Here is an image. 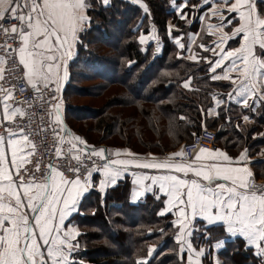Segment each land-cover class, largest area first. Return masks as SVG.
I'll return each mask as SVG.
<instances>
[{
  "label": "snow or ice",
  "instance_id": "obj_1",
  "mask_svg": "<svg viewBox=\"0 0 264 264\" xmlns=\"http://www.w3.org/2000/svg\"><path fill=\"white\" fill-rule=\"evenodd\" d=\"M131 2L140 4L144 12H148L142 0ZM101 3L109 6L111 0H101ZM210 3L212 0H203L204 5ZM189 4L190 0H182V5H177L173 0V6L180 12ZM223 4L229 13H236L234 19L239 21L238 26L230 35L222 37L215 48L200 47L219 56V59L209 61L213 73L210 79L236 84L233 91L240 98L237 103L255 111L257 103L264 104V12L258 7L264 4V0H223ZM88 7L86 0H0V32L14 37L19 45L9 49L6 44H0L6 53V56L0 55V65H5L16 54L18 64L24 69L22 79L27 85L41 93L48 90L50 85H55L51 90L58 92L61 68L64 69L63 77L67 78L64 61L70 58L72 45L78 41V33L84 30L85 24L90 23V17L86 14ZM193 7L199 8L201 5L198 3ZM212 12L213 15L220 14L221 24L209 25L210 29L222 27L225 20L232 23L219 8ZM179 19L187 20V14H181ZM174 27L169 25V35ZM236 37L242 39L240 47L226 51L222 47L225 40ZM149 39H156L154 29L151 37L141 35L139 42L144 44ZM173 39L180 49H186L181 42L183 37ZM190 39L194 42V34ZM188 58L199 62L196 55ZM217 69H221L222 74H216ZM5 70L0 67V127L4 123H15L17 115H26L23 108L8 103L14 98L15 86L3 87ZM234 73L235 77L232 75ZM190 84L189 79L183 87L189 88ZM228 95L232 98V93ZM51 99L57 97L53 94ZM42 103H47V100L42 99ZM216 103L219 107L224 101L217 100ZM52 107L55 111L53 123L62 125L61 104L56 103ZM48 115L52 116V112ZM243 119L248 121L249 117L244 116ZM39 130L44 132L48 129L41 126ZM60 131L66 132V129L61 127ZM3 132L7 135L0 133V264H76L72 256L80 247L77 237L81 233L67 227L65 220L75 210L78 198L89 190L93 172L103 175L99 190L105 192L109 185H117L129 167L166 171L167 174L153 176L133 173L138 188L132 192V202L147 194L159 200L160 196L153 186H157V190L167 197L166 208L158 214L164 216L172 213L176 216L172 222L178 229L175 240L180 245L179 252L188 253L187 264H202L200 258L205 255L203 249L193 247L190 239L193 232L199 230L195 228L197 219L207 222L205 232L208 226L220 223L226 226L225 231L229 236L243 237L246 247L254 246V254L264 264V185H257L254 181L248 167L251 161L247 149L238 159H234L220 150L201 148L194 160H205L207 163L199 164L176 162L175 158L187 156L183 149L163 160L154 156L143 159L130 151L126 153L130 158L122 159L119 158L122 155L120 150L112 153L104 148L96 149L88 146L79 136L66 142L52 128L58 144L69 145L66 151L63 147H56L55 157L65 160L67 171L76 175L68 178L64 171L50 163L43 178L37 179L35 173L41 171L40 163L36 162L35 172L26 166L32 163L30 157L36 150V144L30 139L33 134L26 133L24 128L13 131L3 127ZM113 155L117 158H111ZM82 157L89 160L95 157L104 163L96 165L93 162L88 170ZM73 160L77 162L76 165H73ZM81 167L87 171L83 180L79 175ZM173 173L183 174L184 178ZM190 173L196 178H187ZM145 181L151 183L145 184ZM224 244L225 240L220 239L215 247L221 248ZM155 252V248H149L147 257L138 260L137 264H149ZM180 258L182 261L185 259L183 255Z\"/></svg>",
  "mask_w": 264,
  "mask_h": 264
},
{
  "label": "trees",
  "instance_id": "obj_2",
  "mask_svg": "<svg viewBox=\"0 0 264 264\" xmlns=\"http://www.w3.org/2000/svg\"><path fill=\"white\" fill-rule=\"evenodd\" d=\"M86 3L90 23L79 34L60 100L62 118L73 136L74 132L81 135L73 122L96 123L86 131L84 139L88 146L128 149L138 155H164L205 130L201 127L203 114L199 104L205 109L211 104L206 102V92L224 86L211 81L209 65L204 61L206 52L199 48L181 50L173 39L179 36L186 42L188 35L198 30L204 9L193 6L201 4V0H190L181 13L173 8V0H142L147 13L131 0H111L109 6L101 0ZM181 14H187V20L179 19ZM169 25L175 26L171 35ZM153 29L156 39L141 44L139 37H151ZM191 55H196L199 62L189 59ZM189 79L200 91H186L182 87ZM100 97L105 98L101 107L95 103L78 106L73 102ZM233 108L228 112L222 109L220 117L209 123L208 129L216 132L219 147L234 158L244 149L252 157L262 154L264 138L253 135L262 131L263 115L258 112L252 126L237 127L234 118L226 124L227 113ZM91 133L98 134L101 143H93L88 137ZM254 168L257 178L264 176L259 174L264 163H255ZM100 174L71 219L81 233L77 238L80 247L72 256L76 264H137L147 257L149 248L156 249L149 264H187L186 255L183 261L180 258L172 216L158 214L164 199L148 195L133 203L130 177L103 193L95 187ZM165 222L167 225L162 226ZM162 228L173 229V237L168 235L159 241ZM197 228L203 234L192 242L197 248L207 249L204 264H214L213 247L220 239H227L219 254L223 264H262L242 239H228L224 226L207 227L205 232V224L198 222Z\"/></svg>",
  "mask_w": 264,
  "mask_h": 264
},
{
  "label": "crops",
  "instance_id": "obj_3",
  "mask_svg": "<svg viewBox=\"0 0 264 264\" xmlns=\"http://www.w3.org/2000/svg\"><path fill=\"white\" fill-rule=\"evenodd\" d=\"M177 1H181L180 5H182V0H175V2H177ZM86 2H87V0H86ZM200 5H201V8L204 9V11H203V13H202V15L200 17V21L202 22V24L198 27V30L195 33H190L188 35V40L186 42H184V41L181 40L182 43H184L186 46H188V47H186V49L188 48L190 50H192V49L195 50L196 48H199V50L204 51V48L200 47V45H204V47H207L209 49H213V48L216 47V43L220 42V40L222 39V37H225L226 34L227 35H230L232 33V31L234 30V28L236 26H238V23H239V21L237 19H234V17H236V13H229L227 11V7L223 4V0H212V3H210L208 5H204L203 4V0H201V4ZM258 7L260 8V10L262 12H264V4H261ZM173 8L177 10L176 7H173ZM215 8H219L220 11L223 13V16L226 17L227 19H231L232 20V23L229 24V23H227V20H225L222 27H218V28L214 27V28H211L210 29L209 28V25L215 26V25H220L221 24L220 14L217 13V14L213 15L212 10L215 9ZM177 12H180V11L177 10ZM86 14H87V9H86ZM85 26H86V24H85ZM85 26H84V28H85ZM81 32L78 33V37H79V34ZM193 34H194V42H193L192 39H190V37L193 36ZM241 43H242L241 37H236L235 39L225 40V44L222 45V47H225V50L226 51H231V50H235V49L239 48L240 45H241ZM75 45H76V42L72 45L70 58H67L64 61V63L66 64L67 75H68V65H69L70 61L74 57V47H75ZM216 51L219 52L220 49H216ZM204 52H206L208 54L204 58V61H206V63L208 65H209V61H215L216 59H219V56L218 55H214V53L212 51H204ZM225 63H228V62L226 61ZM0 67H4L6 69V64L5 65H0ZM63 72H64V69L61 68V70H60V79H59V89H60V92L63 91V88L65 87V84H66V81H67V78L65 79L63 77ZM216 74H222L221 69H217V73ZM209 75H210V77L213 75V73H211V71H210V68H209ZM232 75H233V77H235L236 74L234 73ZM190 80H191V84H190V87L189 88H185V87H183V85H182V87L186 91H197V90L200 91L199 89L195 90L194 85H193V80L192 79H190ZM211 81H213V80L211 79ZM213 82H217V83L223 85L224 88H227V90H224V88H222V89H219V90H215L213 92H206V94H205L206 99H207L206 102L207 103H211V104H208V106L205 109H204V105H202V104L200 105L199 104V107L202 110V114H203V120H202V123H201L202 129H208L209 126H210L209 123L215 121L216 119H218L220 117V111L222 109L228 112L230 110V108H232V107H234L232 109V112L227 113L228 115L226 117V122H227L226 124H229L233 120V118H234V120L237 119L236 126H239L238 124H241L242 126H252V125L255 124V115H257L258 112H261V114L263 115L262 118L264 120V104L257 103L255 105V111H253V110H251L249 108H245V107H243L242 103H237V100H239L240 98L239 97H236L235 96V92L233 91L237 87L236 84H232L230 81H224V80H221V81H213ZM238 83H239V81H237V84ZM229 93H232V98H229V95H228ZM214 96L216 97V99H213ZM217 100H223L224 103L221 104L218 107L217 106V103H216ZM8 103L13 106L12 99H10L8 101ZM0 114H2V109H0ZM60 114H61V117H62V113L61 112H60ZM244 116H248L249 117V120L248 121H245L243 119ZM184 118L185 117H183V119ZM4 135H7V133L4 134ZM253 138H264V127L262 128V131L260 133L253 135ZM185 143L186 142H181L180 145L177 148L169 149L164 155H156V154H150V153H148V154L138 155V156L140 158H143V159H150L152 156H154V157H156L158 159L163 160V159L167 158L168 156H170L173 152H175L177 149H179ZM102 148H104V149H111V148H106L104 146H102ZM97 149H99V148H97ZM111 150H113L114 152L116 150H120V152L122 153V155L119 158H122V159H124V158H130V157H128L126 155V153L129 151L128 149H115V150L114 149H111ZM218 150L226 153L229 157L234 158L231 155H229L228 152L226 150L222 149L221 147H219ZM244 150H242L238 154V156L235 157L234 159H238L239 156H240V154L242 152H244ZM25 151H27V150H25ZM132 153H134V152H132ZM9 155H10V153H9ZM248 156H249L250 161H251V163L248 164V167H249L250 171L253 173L254 178H257L256 177V173H255L254 164L255 163H264V152L262 154H260V155L254 156V157H252L248 153ZM180 163H183V162H180ZM193 163H196V164H199V163H207V161H205V160L195 161L194 160ZM233 166H242V165H235L234 164ZM133 173H135L136 175H148V176L167 174L165 170L140 169V168H135V167H129L128 170H127V172L124 173L123 178L120 179V180H123L126 177H130L131 180H132V192L138 188V186L134 183V180L136 179V175H133ZM262 173H264V170H262V171L259 170V174H262ZM173 174L180 175L182 178H184L183 177V174H178V173H173ZM187 178H196V177L193 174L190 173ZM103 179H104L103 175L100 174L99 178L96 180V186H95L96 189L99 190V183ZM257 179L264 180V176H261V177H259ZM120 180H118V182ZM149 183H151V182L150 181H145V184H149ZM112 187H114V186L109 185L106 188L105 192L108 189L112 188ZM153 187H154V191H156V194L159 195L160 198H163L164 199V207L161 210V211H163L166 208V206H167V204H166L167 197L163 193H160L157 190V186H153ZM89 191H90V187H89V190L87 192L83 193V195L78 198V203L76 205L75 210H73L71 212V214L65 220V225L67 227L74 228L75 230H77V228L75 227V225L71 222V219L78 212L79 205H80L82 199L84 198V196ZM148 195H152V194H147L146 196H148ZM144 198H146V197L139 198L137 201H139L141 199H144ZM173 211H175V209ZM164 216H172L173 221L176 219V216L173 215L172 213H168V214H166ZM198 222H203L205 224V226H206V223H207L206 221H202V220L197 219L195 221V228H196V224ZM213 226H221V224L220 223H217L216 225H213ZM208 227H211V226H208ZM224 227L226 228V226H224ZM177 232H178V229H177ZM194 233L195 232H193V234ZM227 238L230 239V240L242 239L245 242V244H246V241L244 240L243 237L229 236V234H227ZM190 239H191V242H192V237ZM224 240L226 242L227 239H224ZM192 244H193V242H192ZM215 244L216 243H214V247H213L214 248V253H215L214 264H217V262H218V264H223V261L219 257V254L223 252V250L225 249L226 246L224 244L223 247L216 248L215 247ZM193 247L195 248L194 245H193ZM247 248L248 249H252L255 252L254 246L253 247H247ZM200 249H203L204 252H205V255H206V252H207L206 249H204V248H202V247L199 246L197 248V250H200ZM181 255H186V263H187V255H188V253L185 252V253H183ZM203 258L204 257H201L200 258L201 261H202V264H204Z\"/></svg>",
  "mask_w": 264,
  "mask_h": 264
},
{
  "label": "built area",
  "instance_id": "obj_4",
  "mask_svg": "<svg viewBox=\"0 0 264 264\" xmlns=\"http://www.w3.org/2000/svg\"><path fill=\"white\" fill-rule=\"evenodd\" d=\"M0 44H6L9 49H14L19 46L18 42L14 37L6 36L3 32H0ZM0 55L6 56V53L4 52L3 48H0ZM8 69L12 70L9 71ZM23 74L24 69L18 64V56L16 54H13V57L7 60L5 80L2 83L3 87L5 88H11L13 85L15 86L12 104L14 107L23 108L25 110L26 115L24 117L17 115L14 118L15 123H4L3 127H7L13 131H18L20 128H24L26 133L33 134L30 136V139H32L33 142L36 144V150L34 155L30 157L32 163L27 164L26 166L32 172H35L36 162L40 163L41 171L35 173L37 179L43 178L50 163L55 165L58 170L64 171L66 177L73 178L76 174L67 171L66 161L62 159H57L55 157L56 147H63L66 151L69 145L68 143H64L63 145L58 144L57 137L53 134L52 128H55L56 132H58L60 137H63L66 142L72 141V137H74L66 126L63 119L62 125L53 123L55 118V111L52 105L60 103L61 92L59 90L58 92L53 93L51 89L54 88L55 85H50V88L48 90H44L43 93L37 92L32 89L31 86L27 85L24 79H22ZM53 94L57 97V99H51ZM42 99L47 100V103H42ZM0 109H2V105H0ZM49 112H52V116L48 115ZM41 117H43L42 120ZM49 125H51V127H49ZM41 126L48 130L40 132L39 129ZM3 127H0V133L6 134L3 132ZM61 127L65 128L66 132H61ZM75 143H77L79 146L78 142ZM201 148H207L212 151L219 149V145L217 143V134L214 130H203L201 133L194 136L192 141L183 144L179 149H177L175 152H178L183 149L187 153V156L185 158H175L176 162H193L195 156L199 154V150ZM107 150L114 153V151L111 149ZM75 154L76 153H73V155ZM82 158L84 159V164L87 166L88 170H90L93 166V162H95L96 165H102L104 163V161H101L95 157H93L91 160L87 159L86 157ZM111 158L117 157L113 155ZM72 163L73 165H76L77 162L73 160ZM99 173L100 172L92 173V180L90 185L92 184L96 175H98ZM79 175L82 180L84 177L87 176V171L84 167H81V172L79 173ZM254 181L257 185H264V180L254 178Z\"/></svg>",
  "mask_w": 264,
  "mask_h": 264
},
{
  "label": "rangeland",
  "instance_id": "obj_5",
  "mask_svg": "<svg viewBox=\"0 0 264 264\" xmlns=\"http://www.w3.org/2000/svg\"><path fill=\"white\" fill-rule=\"evenodd\" d=\"M76 45H77V42H76ZM75 45V46H76ZM82 86H84V87H87V84L86 83H83L82 84ZM63 91H64V89H63ZM73 102H74V104L75 105H78V106H80V105H87V104H90V105H92L93 103H95L94 105H96V107H101L104 103H105V98H102V97H100L99 99H94V100H92V101H89V100H87V99H83V98H78V99H73ZM67 123V122H66ZM65 123V124H66ZM73 124V126H74V128H75V130L76 131H80L81 132V135L80 134H78L77 132H74V136H79L80 138H82L84 141H86L85 139H84V137H85V135H87L88 133L86 132V131H89L88 130V128H90V127H93V126H95L96 125V123H81V122H73L72 123ZM66 126L67 127H69L68 126V124H66ZM69 129H71L70 127H69ZM79 132V133H80ZM90 133V132H89ZM88 137H89V139L93 142V143H98V141H100V136L98 135V134H96V133H91L90 135H88ZM149 137H153L154 138V136L152 135H149ZM100 143H101V141H100ZM165 226V225H167V223L165 222V223H163L162 224V226ZM76 227V226H75ZM77 228V227H76ZM197 229H199V228H197ZM77 230H78V228H77ZM159 231H162L163 232V234L161 235V237L158 239L159 241H162V240H164V238L166 237V236H168V235H171L172 237H173V234H174V230L173 229H170V230H168V231H165V228H162V229H160ZM78 232H79V230H78ZM196 233H194L193 234V236H192V240H193V238L195 239V238H197L198 236H200L201 234H203V231H201L200 229L198 230V231H195ZM197 233H198V235H197ZM177 234V233H176ZM176 236V235H175ZM198 243V242H197ZM193 245L195 246V248L197 249V246L193 243ZM207 250V249H206Z\"/></svg>",
  "mask_w": 264,
  "mask_h": 264
},
{
  "label": "water",
  "instance_id": "obj_6",
  "mask_svg": "<svg viewBox=\"0 0 264 264\" xmlns=\"http://www.w3.org/2000/svg\"><path fill=\"white\" fill-rule=\"evenodd\" d=\"M62 95H63V91H62V94H61V98H62Z\"/></svg>",
  "mask_w": 264,
  "mask_h": 264
}]
</instances>
